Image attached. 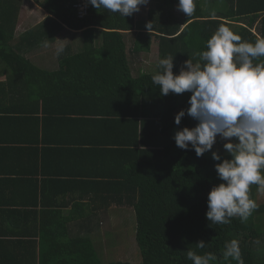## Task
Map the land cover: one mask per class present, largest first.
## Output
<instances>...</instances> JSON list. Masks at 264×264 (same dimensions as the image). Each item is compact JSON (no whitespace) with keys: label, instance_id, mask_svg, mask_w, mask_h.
Returning a JSON list of instances; mask_svg holds the SVG:
<instances>
[{"label":"trees","instance_id":"1","mask_svg":"<svg viewBox=\"0 0 264 264\" xmlns=\"http://www.w3.org/2000/svg\"><path fill=\"white\" fill-rule=\"evenodd\" d=\"M36 1L48 11V15L18 35L24 0H0V66L4 65L10 71L7 85L21 91L34 88L42 80V88L47 90L53 87L44 78L55 82L58 79L55 75H81L70 86L64 87L66 91L80 90L90 96L88 99L92 102L99 101L102 106L90 112L107 115L110 129H118L123 137V140L114 141L120 148L113 149L116 153H125V161H120L121 179L116 175L119 181L112 189L105 195L99 192L101 190L95 191V198L102 199L97 206L99 210L118 207L135 212L136 241L141 255L137 264H192L187 258L189 250L197 254H215L217 259L211 264H237L236 260L223 257L224 245L232 239L240 242L244 264H264V220L261 219L264 201L256 199L257 186H251L250 197L257 202L258 208L246 222L241 223L236 217L230 224H211L206 219L207 198L211 188L221 183L214 168L218 162L209 152L197 157L194 150L180 149L172 138L176 127L191 128L197 123L187 114L180 125L174 122L176 113L190 106L191 93L162 96L159 87L151 80L159 68L155 72H136L138 76H134L138 62L135 55L145 48L150 49L156 38L160 59L174 56L173 72L178 74L184 61L192 59L196 62L199 59L196 53L206 50V42L220 25L230 27L242 41L252 43L264 38V27L259 32L244 26L234 30L229 20L242 10L238 7L231 9V4L225 9L222 3L227 4L231 0H194L196 8L190 17L183 12L182 16L177 15L178 0H155V7L149 10L147 19L141 23L145 30L137 33L135 49L128 54L124 33L117 30L132 31L135 13L126 17L115 13L109 18L106 9L97 10L91 6L84 18H78L73 8L75 0ZM216 1V7L207 4ZM261 7L263 10L264 6ZM150 22L152 30L149 32L146 24ZM63 24L75 29L86 28L85 32L91 39L98 31L97 27L109 30L103 31V43L99 46L87 37L82 50L76 51L67 45L65 52L57 57V67L53 69L32 62L27 53L38 49L47 37L50 44L55 43ZM262 62L264 57L254 61ZM112 82L118 83L117 86L112 87ZM56 84L62 88L60 79ZM104 105L111 106V110ZM118 107H123V110ZM118 115L120 119L115 118ZM115 119L117 121L111 123ZM221 156L230 158L228 154ZM105 198L106 204L103 202ZM92 221L89 218L83 227L94 232L102 221L94 226ZM56 230L60 231H52L51 237H57V252L41 256L39 264H134L131 261L105 260L90 235L75 234L68 224L60 225ZM200 240L207 242L204 249L196 247Z\"/></svg>","mask_w":264,"mask_h":264},{"label":"crops","instance_id":"2","mask_svg":"<svg viewBox=\"0 0 264 264\" xmlns=\"http://www.w3.org/2000/svg\"><path fill=\"white\" fill-rule=\"evenodd\" d=\"M222 4L225 9L231 4V9L242 10L233 16L236 20H229L234 30L244 26L259 32L264 27V0H231ZM152 8L147 9L145 19H138L140 11L135 13L132 31L117 30L124 33L128 54H132L137 33L145 30L141 23ZM177 12L182 15V11ZM108 13L109 18L115 15ZM63 26L61 32L73 39L86 35V28ZM97 28L94 37L100 38L102 44L103 31L109 29ZM60 34L56 42L63 39ZM140 55L141 52L135 55L136 61ZM56 64L57 60L52 69ZM0 68V264H39L41 256L57 252V237L51 235L52 231H60L56 230L60 225L68 224L73 233L90 235L93 240L94 232L83 227L86 220L111 214L109 208L102 213L97 211L102 199L95 198V191L101 190L105 195L121 179L120 161H125V153L113 149L120 148L114 141L123 137L118 129H110L107 115L90 112L102 106L99 101L92 102L80 90L66 91L64 87L81 75H55V82L44 78L52 89L44 90L39 80L34 88L20 91L7 85L10 75H2L4 67ZM59 79L61 89L56 84ZM117 84L111 83L112 87ZM104 108L111 110V106ZM115 118L120 119L119 115Z\"/></svg>","mask_w":264,"mask_h":264},{"label":"clouds","instance_id":"3","mask_svg":"<svg viewBox=\"0 0 264 264\" xmlns=\"http://www.w3.org/2000/svg\"><path fill=\"white\" fill-rule=\"evenodd\" d=\"M149 2L87 0L97 10L103 8L123 17L139 12ZM195 8L194 0H178L177 9L189 17ZM146 28L152 30L151 22ZM50 41L47 37L41 47L48 48ZM64 52L63 43L55 47V56ZM196 55L199 59L184 61L178 74L173 72L174 56L159 59L160 71L151 80L162 96L191 93L190 106L180 110L174 122L180 125L187 114L197 123L177 130L172 138L180 149L194 150L197 157L211 152L218 162L214 168L221 183L208 193L206 219L211 224L226 225L238 217L243 223L258 208L250 197L251 186L256 185L257 192L264 194V62L254 63L264 57V38L254 43L242 41L230 27L220 25L206 42V50ZM217 138L226 141L223 148L230 158L212 151ZM206 245L204 240L196 243L199 249ZM223 257L244 264L237 239L225 243ZM187 258L192 264H211L217 259L211 252L197 254L192 250Z\"/></svg>","mask_w":264,"mask_h":264},{"label":"rangeland","instance_id":"4","mask_svg":"<svg viewBox=\"0 0 264 264\" xmlns=\"http://www.w3.org/2000/svg\"><path fill=\"white\" fill-rule=\"evenodd\" d=\"M207 4L208 6L216 7L218 5V1H216V3L208 2ZM155 5L156 2L154 0L152 2L150 1L147 6L142 5L140 8V13L138 14V19H145L148 12L147 9L151 8V6L155 7ZM143 9L144 14L142 15ZM176 13L178 16H182L181 14L179 15V12ZM47 15L48 11L36 1L24 0L21 7L20 21L16 33L21 34L30 27L35 26L37 23L43 21V19ZM60 33V36L63 37V41L60 40L58 42L51 43L52 45L48 48H43L40 45L38 49L28 52V57H31L33 62L38 66H45V68L47 69H52L55 64V61H58L57 56H55L54 54L55 47L58 44L63 43L65 47L70 44L72 45L73 50L79 51L82 50L84 47L86 36L90 40V42H94L95 46H99L101 44L100 38L94 37L91 39L88 37L89 33L86 34V32V35L84 36L83 34H80V36H83L82 38L78 37L75 39H73L72 36L66 35L63 32ZM160 57L161 52L159 51V44L156 38L150 44V49L145 48L144 51L141 52L139 61L136 63L137 73L142 70L145 72H155L158 69V61ZM40 60H43L45 64H43V62H39ZM49 61L52 62L51 66H47V64H49ZM3 66L4 65H2V67ZM134 73L137 74L136 72ZM2 75H10V71H8L4 67L2 70ZM179 129L182 128L176 127L174 130V134ZM225 142L226 141H222L217 138V142L214 145L212 151H218L221 154H227L223 148V143ZM256 199L258 202H263L264 194L258 193L256 190ZM103 202L106 204V198L103 200ZM109 209H112V212L110 215H106V213H102L107 211L106 208H102V210H99L97 207V210L102 214L98 213L100 215H95L92 221V226L99 224L98 222L102 221L100 225H96L93 238L100 256L104 257L105 260H123L131 261L134 264H137L141 260V255L136 241L137 223L135 212L132 209L118 207H109ZM261 219L264 220V216H262Z\"/></svg>","mask_w":264,"mask_h":264},{"label":"built area","instance_id":"5","mask_svg":"<svg viewBox=\"0 0 264 264\" xmlns=\"http://www.w3.org/2000/svg\"><path fill=\"white\" fill-rule=\"evenodd\" d=\"M73 8L78 18H84L90 12L91 5L87 4V0H75Z\"/></svg>","mask_w":264,"mask_h":264}]
</instances>
